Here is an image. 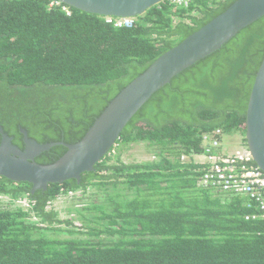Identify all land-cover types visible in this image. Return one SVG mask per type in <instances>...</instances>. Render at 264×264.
<instances>
[{"label":"trees","instance_id":"1","mask_svg":"<svg viewBox=\"0 0 264 264\" xmlns=\"http://www.w3.org/2000/svg\"><path fill=\"white\" fill-rule=\"evenodd\" d=\"M53 1L0 0V126L23 148L21 128L40 143L79 141L156 58L236 0H165L121 27ZM263 58L264 16L158 90L80 182L32 193L31 183L0 177V264H264V218H246L255 201L204 186L194 158L206 133H245ZM136 144L152 159L123 161ZM66 150L37 160L52 163ZM92 186L98 192L75 207L81 224L69 230L82 236L63 237L50 203Z\"/></svg>","mask_w":264,"mask_h":264},{"label":"water","instance_id":"2","mask_svg":"<svg viewBox=\"0 0 264 264\" xmlns=\"http://www.w3.org/2000/svg\"><path fill=\"white\" fill-rule=\"evenodd\" d=\"M68 7L108 17H138L164 0H59ZM264 16V0H236L225 11L185 37L156 58L149 67L125 86L107 105L86 134L75 143H40L21 128L25 147L13 142L0 126V177L32 184L31 191H46L54 183L81 181L85 172L111 150L126 125L152 96L197 61L232 39L243 28ZM246 144L255 163L264 171V58L249 95L245 122ZM63 145L66 152L52 163L35 158Z\"/></svg>","mask_w":264,"mask_h":264},{"label":"built area","instance_id":"3","mask_svg":"<svg viewBox=\"0 0 264 264\" xmlns=\"http://www.w3.org/2000/svg\"><path fill=\"white\" fill-rule=\"evenodd\" d=\"M166 1L184 7H189L192 2V0ZM52 4H61V2L54 0ZM63 9L70 13L68 6L64 5ZM106 18L107 21L114 22L117 27L131 26L135 19L134 17L111 16ZM227 135L221 128L203 135L205 151L203 154L195 155L204 165L201 182L204 186L217 188L224 192L249 196L255 201L258 211L246 218H264V171L255 163L252 152L243 138L238 141L234 150L226 151L224 138ZM72 193L73 191H69L67 194ZM18 202L20 205L31 207V203L26 198H22Z\"/></svg>","mask_w":264,"mask_h":264},{"label":"rangeland","instance_id":"4","mask_svg":"<svg viewBox=\"0 0 264 264\" xmlns=\"http://www.w3.org/2000/svg\"><path fill=\"white\" fill-rule=\"evenodd\" d=\"M242 138V135L240 134H232V135H227L224 138V149L226 151H231L233 150L232 147L236 146L238 141ZM115 152V151H114ZM152 159L150 153L147 151L146 147L144 144H136L130 146L128 149L123 151L122 155V160L127 162V163H135V162H140L144 160ZM199 157H196V160H199ZM98 189L95 186H92L84 192L83 190H76L73 191L72 194H66L63 195L56 200L52 201L50 203L49 209H54L59 212V218L63 220L64 223L62 225H59V227L65 229V233L63 237H78L82 236L81 234L78 233H70L69 230H78L77 225H80L81 223L77 222L76 220H72V216H76L77 213L75 212V207L81 202L87 201V199L91 196L92 193H97ZM7 197L3 196L1 197L0 204H6ZM20 205V203L18 202ZM27 205V203H24ZM26 207L25 205H21ZM28 208V207H26ZM70 222L73 225H70L68 222Z\"/></svg>","mask_w":264,"mask_h":264},{"label":"clouds","instance_id":"5","mask_svg":"<svg viewBox=\"0 0 264 264\" xmlns=\"http://www.w3.org/2000/svg\"><path fill=\"white\" fill-rule=\"evenodd\" d=\"M165 1V0H164ZM192 3V2H191ZM67 6V5H66ZM109 17V16H108ZM112 17V16H111ZM121 18V17H120ZM128 18H130V17H128ZM135 18V17H134ZM235 134H240V135H242V138L245 140V142H246V139H245V133L244 134H242V133H235ZM232 135V134H231ZM234 150V149H233ZM232 151V150H231ZM109 153H110V151H109ZM196 157H198V156H194V158H195V160H196ZM196 161H198V162H200V160H196Z\"/></svg>","mask_w":264,"mask_h":264},{"label":"flooded vegetation","instance_id":"6","mask_svg":"<svg viewBox=\"0 0 264 264\" xmlns=\"http://www.w3.org/2000/svg\"><path fill=\"white\" fill-rule=\"evenodd\" d=\"M0 134H1V133H0ZM1 138H2V136H1ZM1 138H0V142H1ZM22 138H23V140H24V137H23V136H22ZM13 140H14V138H13ZM23 142H24V141H23ZM20 147L23 148L21 145H20ZM24 147H25V143H24ZM41 154H42V153H41ZM41 154H40V155H41ZM40 155H38V156L35 158V160H36L37 162H38L37 159L40 157ZM39 163H40V162H39ZM36 191H37V190H36ZM36 191H35V192H36Z\"/></svg>","mask_w":264,"mask_h":264},{"label":"crops","instance_id":"7","mask_svg":"<svg viewBox=\"0 0 264 264\" xmlns=\"http://www.w3.org/2000/svg\"><path fill=\"white\" fill-rule=\"evenodd\" d=\"M236 146H237V145H236ZM236 146H233V147H232V149H235V148H236Z\"/></svg>","mask_w":264,"mask_h":264}]
</instances>
